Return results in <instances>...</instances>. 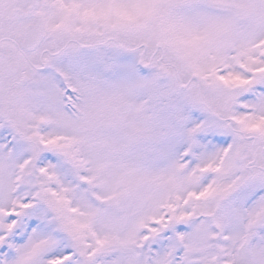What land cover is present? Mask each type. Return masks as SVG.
<instances>
[{
	"label": "snow or ice",
	"instance_id": "1",
	"mask_svg": "<svg viewBox=\"0 0 264 264\" xmlns=\"http://www.w3.org/2000/svg\"><path fill=\"white\" fill-rule=\"evenodd\" d=\"M0 264H264V0H0Z\"/></svg>",
	"mask_w": 264,
	"mask_h": 264
}]
</instances>
